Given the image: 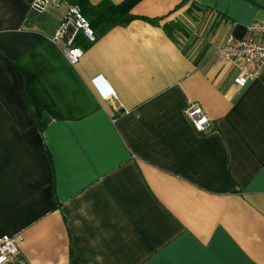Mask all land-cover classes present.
Instances as JSON below:
<instances>
[{
	"label": "crops",
	"instance_id": "obj_1",
	"mask_svg": "<svg viewBox=\"0 0 264 264\" xmlns=\"http://www.w3.org/2000/svg\"><path fill=\"white\" fill-rule=\"evenodd\" d=\"M63 1L0 0V238L28 264H264V68L241 87L217 54L264 0H139L109 28L124 0ZM68 5L96 35L73 65Z\"/></svg>",
	"mask_w": 264,
	"mask_h": 264
},
{
	"label": "built area",
	"instance_id": "obj_2",
	"mask_svg": "<svg viewBox=\"0 0 264 264\" xmlns=\"http://www.w3.org/2000/svg\"><path fill=\"white\" fill-rule=\"evenodd\" d=\"M63 0H32L30 9L36 14L44 13L48 8H59ZM264 6V5H263ZM76 5H68L64 16L50 40L62 42V53L70 64H74L82 56V48L75 43V37L81 34L88 42L95 40V34L89 22ZM243 38L228 37L217 48L218 58L231 63L237 70L234 84L245 86L257 77L264 68V19L253 21L246 27ZM113 95L114 92L111 90ZM185 114L198 132L208 130L209 118L202 111L199 103H191L184 110ZM20 238L18 236H2L0 238V264H28L19 255Z\"/></svg>",
	"mask_w": 264,
	"mask_h": 264
},
{
	"label": "trees",
	"instance_id": "obj_3",
	"mask_svg": "<svg viewBox=\"0 0 264 264\" xmlns=\"http://www.w3.org/2000/svg\"><path fill=\"white\" fill-rule=\"evenodd\" d=\"M139 0H124V2L118 6L115 5H108L107 9L104 12L106 14L104 17V20L107 22L106 28L117 26V25H126V23H129L132 19L135 18V16L131 15L129 13V10L133 5H135L136 2ZM186 2L190 0H184ZM191 5L195 6L196 2L195 0H191ZM82 13V10H80ZM84 17L89 22V26L93 29V21L89 17H87L84 13H82ZM94 32V29H93ZM95 34V32H94ZM96 37V35H95ZM94 37V38H95ZM96 39V38H95Z\"/></svg>",
	"mask_w": 264,
	"mask_h": 264
}]
</instances>
